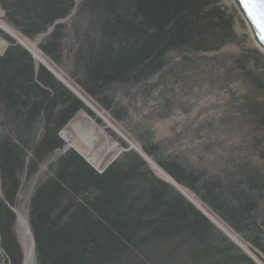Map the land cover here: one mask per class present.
Segmentation results:
<instances>
[{"label":"trees","instance_id":"trees-1","mask_svg":"<svg viewBox=\"0 0 264 264\" xmlns=\"http://www.w3.org/2000/svg\"><path fill=\"white\" fill-rule=\"evenodd\" d=\"M0 245L24 264H258L181 188L264 255V53L230 0H0ZM73 87L79 91L76 93ZM81 94L140 150L97 170L62 131ZM202 102V103H201ZM187 116L166 136L156 122ZM100 121L99 119H97ZM170 178H163L148 158Z\"/></svg>","mask_w":264,"mask_h":264},{"label":"rangeland","instance_id":"rangeland-1","mask_svg":"<svg viewBox=\"0 0 264 264\" xmlns=\"http://www.w3.org/2000/svg\"><path fill=\"white\" fill-rule=\"evenodd\" d=\"M230 2L233 4L232 0H230ZM2 15H3L2 11L0 10V24L3 25L4 27L5 24L3 23V21H1ZM241 20L243 21L242 18ZM244 24H245V29L242 27L243 31L248 32L250 34L252 43H254L252 36H251V32H249L245 21H244ZM4 29L5 31L10 30L11 32L15 33L16 36H18L17 33L14 32L10 26L7 27L5 25ZM41 38L42 37H39L36 40H31L27 42L31 52L35 51L38 55H41L42 58H40V56H36L34 52L37 62L42 63V64L44 63L65 84L73 86L71 84L70 78L66 75V73H63L60 69L53 66V64L49 62L46 58H44L41 52H39L38 43L40 42L39 40ZM254 44L258 48L257 44L256 43ZM6 47H7V43H5L4 40L0 39V52H2ZM84 102H85V105H87L88 109H90L93 113L91 114L90 112L88 113L86 110H80L68 122V124L66 125V128L64 129L66 130L65 136H63L61 133V137L65 141L66 148L68 149L73 148L79 153H81L83 157L87 159L97 170H102V168L108 162L113 160L114 157L119 155L124 150L122 147H120L119 141L115 138V136L111 135L112 132H114L120 139L124 140L129 146H131V148H136L138 151H141L140 146H138V144L135 141H133L130 138V136H128L125 133L123 127L118 126L116 123H114L109 118V116L106 115L104 111L99 110L94 104H92V102L89 101V103H87L85 99H84ZM97 119H99L100 121H98ZM185 119H187L186 115L178 113L175 116H173V118L166 119L163 121H157L156 126L158 130L157 131L158 134L161 136L168 135V133L170 132V128L177 126L176 124L177 121L182 122ZM85 131H92L94 136L96 137L91 147H89L85 139L82 138V133ZM148 160H149L150 165L155 169V171L159 172L158 168L155 166V164H153L152 160L150 158H148ZM159 174L163 178L170 180L169 177H167L166 175H163L162 171ZM37 177L38 176H35L33 179L26 181L24 187L19 193V202H18V207L16 209V214L18 217L17 237L22 245V248L24 249V259H23L24 264H37V260L35 259V249H34L35 242H34L31 227H29V221H28V217H29L28 216V209H29L28 202L31 196L32 188L35 184L34 180H36ZM185 195L187 198H189L187 194ZM189 199L192 200V198H189ZM196 206L199 209H201L197 204ZM201 207H203V209H205L207 213L209 212V214H207L203 209H201L205 212V214L209 217V219H211L213 223H215L221 230L226 232L227 235L235 243H237L242 248L243 251L249 253L252 256V258L255 261H257L258 264H264V255L258 258L257 255H255V253L252 250H250L249 246L246 245L237 234H235L231 229H229L219 219H217L214 216V214L212 215L211 212L208 209H206L203 205H201ZM210 214H211V217L209 216ZM2 256H3V250L1 252V259H2ZM0 264H3V261H1Z\"/></svg>","mask_w":264,"mask_h":264},{"label":"water","instance_id":"water-1","mask_svg":"<svg viewBox=\"0 0 264 264\" xmlns=\"http://www.w3.org/2000/svg\"><path fill=\"white\" fill-rule=\"evenodd\" d=\"M251 32L254 43L264 52V0H232Z\"/></svg>","mask_w":264,"mask_h":264},{"label":"bare ground","instance_id":"bare-ground-1","mask_svg":"<svg viewBox=\"0 0 264 264\" xmlns=\"http://www.w3.org/2000/svg\"><path fill=\"white\" fill-rule=\"evenodd\" d=\"M0 26L4 29V27H5V25H4V27H3V25H1L0 24ZM5 30V29H4ZM7 31V30H6ZM7 32H10V33H12L19 41H21V42H23V43H25L26 44V46H28V44H27V42L23 39V38H19L18 36H16L15 35V33H13V32H11L10 30L9 31H7ZM29 47V46H28ZM34 51V50H33ZM35 52V51H34ZM35 54H36V56H40V58H42L41 57V55H38L36 52H35ZM73 89H74V91L76 92V93H78V94H80L79 93V91L78 90H76L74 87H73ZM81 96H82V98L83 99H85L86 100V102L87 103H89V100H87L82 94H81ZM66 132V130H63L62 131V135L63 136H65V133ZM82 138H84L85 139V141H86V143L88 144V146L89 147H91L92 146V143H93V141L95 140V136H94V134H93V132L92 131H85V132H83L82 133ZM154 164V163H153ZM152 167V166H151ZM158 168V170H159V172L158 173H160L162 170L159 168V167H157ZM163 175H165L164 173H163ZM182 190H183V192L185 193V194H187L188 195V197L189 198H192V200L201 208V209H203V207H201V204H200V202L195 198V197H193L192 196V194L191 193H189L186 189H184V188H181ZM206 213H207V211L205 210V209H203ZM207 214H209V212L207 213ZM210 217H211V214L209 215ZM212 219H214V218H212ZM216 220V219H215ZM218 222V221H217ZM1 252H2V250H1V245H0V259H1ZM1 262V261H0Z\"/></svg>","mask_w":264,"mask_h":264}]
</instances>
